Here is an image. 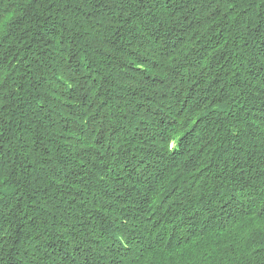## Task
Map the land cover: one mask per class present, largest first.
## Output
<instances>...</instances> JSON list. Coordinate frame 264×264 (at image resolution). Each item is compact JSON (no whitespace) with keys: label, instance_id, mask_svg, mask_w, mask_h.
<instances>
[{"label":"trees","instance_id":"1","mask_svg":"<svg viewBox=\"0 0 264 264\" xmlns=\"http://www.w3.org/2000/svg\"><path fill=\"white\" fill-rule=\"evenodd\" d=\"M0 264H264V0H0Z\"/></svg>","mask_w":264,"mask_h":264}]
</instances>
